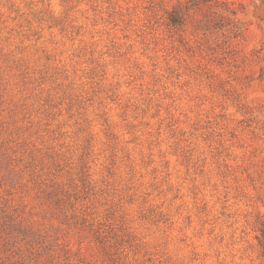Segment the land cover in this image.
I'll use <instances>...</instances> for the list:
<instances>
[{
    "label": "rangeland",
    "instance_id": "1",
    "mask_svg": "<svg viewBox=\"0 0 264 264\" xmlns=\"http://www.w3.org/2000/svg\"><path fill=\"white\" fill-rule=\"evenodd\" d=\"M0 264H264V0H0Z\"/></svg>",
    "mask_w": 264,
    "mask_h": 264
}]
</instances>
